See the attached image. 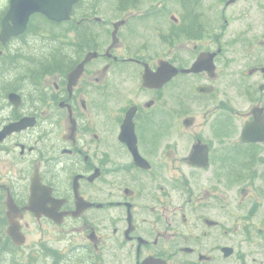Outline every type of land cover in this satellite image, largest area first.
<instances>
[{"label": "flooded vegetation", "instance_id": "flooded-vegetation-1", "mask_svg": "<svg viewBox=\"0 0 264 264\" xmlns=\"http://www.w3.org/2000/svg\"><path fill=\"white\" fill-rule=\"evenodd\" d=\"M10 8L0 264H257L219 237L264 199L234 198L264 173V0H79L3 36Z\"/></svg>", "mask_w": 264, "mask_h": 264}, {"label": "rangeland", "instance_id": "rangeland-1", "mask_svg": "<svg viewBox=\"0 0 264 264\" xmlns=\"http://www.w3.org/2000/svg\"><path fill=\"white\" fill-rule=\"evenodd\" d=\"M4 1H0L1 5H3ZM262 150L264 151V146ZM257 168L263 172L264 163L258 164ZM248 185L251 186L249 188L251 191L261 192L264 198V173H255L250 180L249 177H246L242 181L234 182V198L236 199L237 196H240L237 194L238 187L241 188ZM248 204L249 202L243 207L238 208L236 201L233 220L235 232L229 236H220L219 243L220 245L227 243L234 246L235 253L229 258V261H247L259 264L260 262H264V199L257 204L256 208L259 212L255 214L248 211ZM220 219L224 225L226 224L225 226L232 224L225 216L220 217ZM13 261H21V258L16 256L13 258Z\"/></svg>", "mask_w": 264, "mask_h": 264}, {"label": "water", "instance_id": "water-1", "mask_svg": "<svg viewBox=\"0 0 264 264\" xmlns=\"http://www.w3.org/2000/svg\"><path fill=\"white\" fill-rule=\"evenodd\" d=\"M79 0H11V8L7 17L3 20V36H6L8 28L12 30V33H17L25 28L27 20L33 12H42L48 15L50 18H56L59 20L69 17L71 8ZM11 18L14 22L12 27L8 24V19ZM197 70L196 67L187 70ZM176 72V69H174ZM78 73V71H77ZM259 125V129L255 132L254 124ZM246 124L243 130V138L246 141L264 140V120L263 123L260 117L255 122ZM262 132L261 137H257V134ZM225 254L229 255L233 251L232 248H225Z\"/></svg>", "mask_w": 264, "mask_h": 264}]
</instances>
